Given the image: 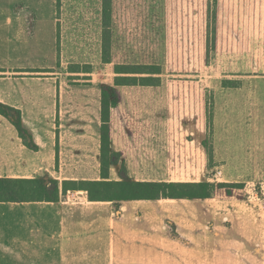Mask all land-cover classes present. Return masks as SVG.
Here are the masks:
<instances>
[{
  "label": "crops",
  "instance_id": "crops-1",
  "mask_svg": "<svg viewBox=\"0 0 264 264\" xmlns=\"http://www.w3.org/2000/svg\"><path fill=\"white\" fill-rule=\"evenodd\" d=\"M15 5V0H7L4 10L0 8V56L4 52L3 62L0 58V178L57 180L45 175L57 159V142L45 121L56 102L50 107L48 81L31 75L42 76L57 63L61 20L56 7L44 18L18 15L12 9ZM18 45L32 52L31 70L17 68ZM106 58L109 62L104 63H111V56ZM223 88L220 92V82L211 88L210 167L193 174L204 181L262 183L264 91H251L245 81L237 88ZM24 100L30 107L27 111ZM12 110L19 111L21 126L35 150L24 145L3 113ZM213 172L220 173L214 178ZM61 186L59 182L56 202H0V264H162L165 255L192 264L194 259H218L220 244L232 242V231L239 224L256 226L255 210L230 197L127 201L114 208L110 201H89L83 190L62 192ZM166 220L184 242L167 235Z\"/></svg>",
  "mask_w": 264,
  "mask_h": 264
},
{
  "label": "rangeland",
  "instance_id": "rangeland-1",
  "mask_svg": "<svg viewBox=\"0 0 264 264\" xmlns=\"http://www.w3.org/2000/svg\"><path fill=\"white\" fill-rule=\"evenodd\" d=\"M5 2L0 0L1 11ZM15 4L12 9L18 15L42 14L44 18L55 13L56 7L61 20L57 63L42 76L31 75L48 81L50 107L52 101L56 102L45 121L49 134L57 142V159L50 163L45 175L60 183L101 181L103 177L107 181H119L120 170L136 182L204 181V177L193 171L210 167V153L200 142L204 137L209 138L210 120L204 115L201 100L196 103L184 96L185 91L192 93L195 83L190 86L181 81H199L208 91L220 82V92L225 91L223 85L245 81L251 91H264V35L253 41L249 53H222L208 67L167 68L165 0H112L107 55L111 56V63H104L102 0H15ZM31 53L18 45L15 53L18 69L25 66L31 70L35 63ZM3 55L4 52L0 58ZM118 64L159 65L160 83L156 87H116L119 103L110 110L108 133H101V94L104 88L115 87L118 75L114 70ZM171 92L179 93L181 98L170 102ZM194 103L196 107L191 109ZM25 105L27 111L30 107L27 102ZM3 113L16 119L12 111ZM185 118H196V122L184 128L181 124ZM101 134L103 141L108 139V149L102 147ZM189 135L193 136L191 143L187 141ZM113 161L117 165L111 166ZM242 185L241 191L233 193L237 201L255 210L256 226L247 228L239 224L232 231V242L220 244L218 259H194L192 264L206 261L209 264H264V181ZM223 195L219 191L213 198ZM114 208H117L115 204ZM168 222L164 224L170 236L175 227ZM162 264H184V261L174 262L165 255Z\"/></svg>",
  "mask_w": 264,
  "mask_h": 264
},
{
  "label": "trees",
  "instance_id": "trees-1",
  "mask_svg": "<svg viewBox=\"0 0 264 264\" xmlns=\"http://www.w3.org/2000/svg\"><path fill=\"white\" fill-rule=\"evenodd\" d=\"M103 54L104 62H109L111 0H102ZM165 36L167 49V68H203L210 64L214 54L249 53L253 41L264 35V0H165ZM115 87L104 88L101 94L100 121L101 133H108L110 128V110L118 102L116 87L120 86H159L161 66L126 65L116 66ZM187 85L195 83L199 88L192 93L184 92L186 99L201 100L205 117L211 121L213 92L208 91L199 81L185 79ZM240 83L223 85L225 88H237ZM181 98L179 93H170V102ZM196 105H190L195 108ZM16 119H11L24 145L35 150L30 136L22 128L19 111H13ZM196 118L182 121L181 126L188 128ZM102 135V134H101ZM190 136V135H189ZM105 137V136H104ZM193 136L187 137L188 142ZM102 147L108 144L105 138ZM201 146L210 152V140L201 139ZM210 158V156H209ZM117 161L110 163L117 165ZM119 181H64L62 192L83 190L89 201H110L116 207L125 201H159V200H206L213 198L219 191L224 197L236 199L233 191H241L242 184L214 182H165L133 181L126 177L124 170L119 172ZM70 185V186H69ZM98 192V193H97ZM59 197V182L48 179H8L0 178V202H56ZM169 225H173L168 222ZM174 227V225H173ZM170 238L184 242L175 232Z\"/></svg>",
  "mask_w": 264,
  "mask_h": 264
},
{
  "label": "built area",
  "instance_id": "built-area-1",
  "mask_svg": "<svg viewBox=\"0 0 264 264\" xmlns=\"http://www.w3.org/2000/svg\"><path fill=\"white\" fill-rule=\"evenodd\" d=\"M220 172H216V174L214 175V178L218 177Z\"/></svg>",
  "mask_w": 264,
  "mask_h": 264
}]
</instances>
